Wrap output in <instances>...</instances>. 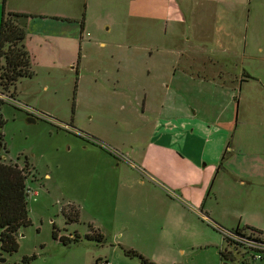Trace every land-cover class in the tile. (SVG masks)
Masks as SVG:
<instances>
[{
  "label": "rangeland",
  "instance_id": "1",
  "mask_svg": "<svg viewBox=\"0 0 264 264\" xmlns=\"http://www.w3.org/2000/svg\"><path fill=\"white\" fill-rule=\"evenodd\" d=\"M228 2L240 9L232 23L240 26V37L243 39L247 27L258 37L264 30V0ZM148 5L149 0H0V17L3 10L38 16L25 39L34 49L30 54L34 74L15 85L14 95L21 105L42 115L29 123L27 114L16 106L5 104L0 110L5 162L23 166L26 161L30 167L26 185L31 222L18 231L15 253L0 249V264H264V253L262 260H252L250 252L235 250L220 231L196 217L194 211L200 210L196 200L203 197L206 184L203 174L193 171L183 184L173 163L170 168L167 160L158 157L148 162L149 152L137 145L128 150L133 138H143L148 129L114 125L128 114L119 108L122 97L113 92L116 83L137 90L144 79L156 77V89L150 90L156 93V105L157 93L164 90L160 86L167 84L170 74L160 64L169 56L165 50L172 52L170 58L178 59L183 48L196 47L202 52L206 48L201 37L186 41L188 35L183 33L188 24L180 23L184 17L171 11L167 28L164 18L154 15ZM161 8L165 12L163 5ZM99 42L106 47L97 46ZM37 43L44 48L38 50ZM84 59L102 63L98 73L93 65L87 71L78 70V61ZM89 77L99 79L96 89L86 81ZM261 82L264 80L256 78L239 87L227 80L224 88L230 96L206 85L200 89L206 101L226 105L228 126L223 127L230 133V148L237 151L233 168L257 173L264 171ZM127 95L131 99L130 91ZM159 120L164 123L162 116ZM78 131L93 137L96 150L87 145L83 150L77 148L73 136ZM201 134L203 139L212 138ZM215 150L214 145L209 158ZM227 150L223 149L219 160H224ZM160 154L156 151L155 156ZM205 168L211 172V165ZM119 171L122 173L115 180ZM101 174L105 177L100 178ZM217 176V181L207 183L202 199L206 206L234 209L237 217L243 215V221L264 226L263 178V186L248 185L245 190L230 175ZM95 232L103 236L102 241L87 239ZM74 233L80 237L78 243L65 246L60 242L59 237ZM261 238L264 240V233ZM129 251L135 255L126 254ZM220 252L231 253L232 259H221ZM30 256L33 261L23 262Z\"/></svg>",
  "mask_w": 264,
  "mask_h": 264
},
{
  "label": "crops",
  "instance_id": "2",
  "mask_svg": "<svg viewBox=\"0 0 264 264\" xmlns=\"http://www.w3.org/2000/svg\"><path fill=\"white\" fill-rule=\"evenodd\" d=\"M228 1L229 0H149V8H152L154 15L164 18L167 28L170 22L168 19L172 18L171 11L175 12L179 16L184 17L185 20H182L180 22L181 24H188V26L184 28L185 32L183 33V36L188 35L186 41L200 39L201 37V40L205 42L206 48L204 52L195 49L196 47L188 49L187 51L183 48L179 53L178 59L170 58L172 52L165 50V55L168 54L170 57L166 56L167 58H164L163 61L159 63L165 65L168 74H170L167 84L160 86V88L164 90L162 89V93H157L159 97H157L158 104L156 105H153V102L156 101V93L153 95L150 92L153 87L156 89V77L154 76L151 80L144 79L145 83L139 86L137 90H132L126 83H124L125 85L123 83H116L117 87L113 90L115 94H119V96L122 97L119 108L128 111V114H126L125 117L121 115V118H118L114 125L123 128V126L125 127L124 124H127L131 126L132 130L139 128L148 129V133L143 138H133V142L131 143L133 147L128 148V150L134 149V146L137 145L142 148L143 151L146 150L149 152V155H147L149 156L147 159L148 162L151 159L156 161L154 157H158L167 160L170 168L171 163H173L175 173L180 177L178 181L183 184L189 182L188 178L190 176H188V174L190 175L191 172L194 171L195 173L203 174V181L206 183L203 188V197L207 191V183H209L211 179L214 182L217 181V174L219 173H226L235 178L239 186L245 188V190L248 185L256 186L259 184L260 187L264 185L260 183V178L264 180V171L257 173L249 168H233V166H235L237 151L234 150V148H230V133L223 127L228 126V124L225 123L227 120L224 114L226 105L222 107L220 101H206L200 93V89L206 85L216 88L218 92H220L219 90H224L223 93L230 96L229 90L226 91L224 88L227 85L224 82L227 80L233 82L231 85H238L239 87H242V84L247 81L256 80V78L264 80L262 76L264 74V30L261 29L258 33V37H256L252 28H250L248 32L247 27L246 33L242 39L239 34L240 26L236 27L232 24L234 17L238 15L240 9H238L236 5L230 4ZM248 1L251 2L252 0ZM161 5L165 7V12L162 11L163 8H161ZM29 16L33 18H28L26 20V31L35 27L34 21L38 17L34 15ZM149 16L152 17L150 12ZM207 19H209V22ZM37 44L38 46H36ZM37 44L35 47L38 48V50L44 48L41 43ZM96 45L102 47V49L106 47L105 42H99ZM72 46L74 47V44H72ZM68 47L69 44L66 45V48ZM25 48L29 55L34 52L30 44L27 46L25 43ZM90 48L91 47H89V49ZM189 51L193 52L190 56H188ZM90 61V59L79 60L77 69L87 71V68L93 65L92 69L95 73H98L102 63L96 64L94 62L93 64ZM95 61L98 62L97 57ZM177 61H179V67L176 66ZM159 63L154 61L156 65ZM255 63H260V65L254 67ZM148 72L150 73V71ZM149 73L147 74L148 78H150ZM98 80L99 79L94 78L92 81L90 77L86 79L88 83L92 82V86L95 89V84ZM262 84H264V82ZM139 89L142 90V93H140ZM123 90H125L126 93ZM129 91L133 93L134 96L131 99L129 95H127ZM13 100L19 103L16 101L15 95ZM107 105L108 104H106V107ZM127 106L129 108H127ZM228 107L229 106H227V108ZM135 113H137L138 117H134ZM158 116L164 118V123L159 120ZM202 120L212 121V123L204 125ZM214 123L216 125L212 126ZM201 133L210 134L212 138L203 139ZM85 135L91 137L87 134ZM126 135L130 138L132 137V135H128V133H123V136ZM77 136H73L77 148L83 150L87 145L96 150L94 148V142L88 141V139L83 136ZM209 143L210 146H208ZM214 145L216 146L215 153H213V157L209 158V150H211ZM223 149L229 150L226 151L224 160H219L223 154ZM156 151H159L161 154L155 156ZM102 158L106 159V156ZM204 162H206L207 166L208 164L211 165V172L206 170V164H204ZM241 163L244 166V163ZM121 173L122 172L119 171L116 174L115 180L118 179ZM93 176L95 177L96 175ZM104 177L105 174L100 175V178ZM203 197L200 199L197 198L196 200L200 210H193L196 213V217L199 219H201V215L206 217L215 224L219 230L233 231L236 228H253L264 233V226L250 221H243V215L237 217L234 209L219 210V208L216 209L214 205L206 206V203L202 201ZM227 257L232 259L229 253H227Z\"/></svg>",
  "mask_w": 264,
  "mask_h": 264
},
{
  "label": "trees",
  "instance_id": "3",
  "mask_svg": "<svg viewBox=\"0 0 264 264\" xmlns=\"http://www.w3.org/2000/svg\"><path fill=\"white\" fill-rule=\"evenodd\" d=\"M29 17L30 16L22 14L5 12L4 10L1 13L0 110L3 105L8 104L1 96L4 95L14 99L15 85L21 79L30 78L34 74L31 67V57L25 48L26 20ZM3 126L4 121L0 113V249L4 253L12 254L18 249L16 241L18 231L31 224L28 216V188L26 185L30 167L26 161L23 166H19L12 162H5L3 158L5 145L1 134ZM57 129L62 130L59 126H57ZM213 229L219 231L216 228ZM231 232L236 234L246 233L257 240L262 239L261 231L253 228H236ZM52 237L53 239L57 238L54 227L52 230ZM86 237L90 240L96 237L98 241H102L103 239V236L98 232ZM59 240L63 245L69 246L78 243L80 237L74 233L67 237L61 236ZM225 240L227 241V239ZM126 254L131 256L135 255L132 251L126 252ZM219 255L221 259L228 258L227 253L220 252ZM22 260L25 263H29L34 260V256L24 257Z\"/></svg>",
  "mask_w": 264,
  "mask_h": 264
},
{
  "label": "built area",
  "instance_id": "4",
  "mask_svg": "<svg viewBox=\"0 0 264 264\" xmlns=\"http://www.w3.org/2000/svg\"><path fill=\"white\" fill-rule=\"evenodd\" d=\"M1 98L3 100H5L8 104H11L13 106H16L17 108L22 109L29 116H32L34 118H41L42 117V115L39 114L38 112H35L28 107H25L19 103H16L13 99L8 98L7 96L2 95ZM78 134L82 135L83 137H85L87 139H90L91 142H94V141H92L93 140L92 138H89L85 134H82L80 132H78ZM201 219L204 222H206L208 225H210L211 227L218 229V227L215 224H213L206 217H203L201 215ZM219 231L223 235V238L227 239V242H229L230 246H236V247L242 248L246 252H250L252 254L253 260H261L262 259V254L264 253V240H262V239L257 240L256 238L250 237L246 233L236 234V233L231 232V231H224V230H219ZM100 264H109V263L108 262H101Z\"/></svg>",
  "mask_w": 264,
  "mask_h": 264
},
{
  "label": "water",
  "instance_id": "5",
  "mask_svg": "<svg viewBox=\"0 0 264 264\" xmlns=\"http://www.w3.org/2000/svg\"><path fill=\"white\" fill-rule=\"evenodd\" d=\"M132 95H131V98H133L134 96H133V93H131ZM27 121L29 122V123H35L36 122V119L34 118V117H32V116H27Z\"/></svg>",
  "mask_w": 264,
  "mask_h": 264
},
{
  "label": "flooded vegetation",
  "instance_id": "6",
  "mask_svg": "<svg viewBox=\"0 0 264 264\" xmlns=\"http://www.w3.org/2000/svg\"><path fill=\"white\" fill-rule=\"evenodd\" d=\"M75 135H76V136L78 135V136H81V137H82V135H79V134H76V133H75ZM232 247H234L235 250L238 248V247H236V246H232ZM229 254H230L231 256H233L231 253H229Z\"/></svg>",
  "mask_w": 264,
  "mask_h": 264
}]
</instances>
